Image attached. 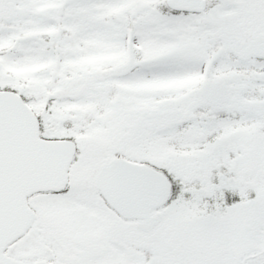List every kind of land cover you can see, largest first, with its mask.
<instances>
[{"label":"snow or ice","instance_id":"6c2138e0","mask_svg":"<svg viewBox=\"0 0 264 264\" xmlns=\"http://www.w3.org/2000/svg\"><path fill=\"white\" fill-rule=\"evenodd\" d=\"M0 264H264V0H0Z\"/></svg>","mask_w":264,"mask_h":264}]
</instances>
